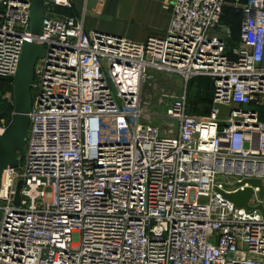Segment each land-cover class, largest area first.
I'll return each instance as SVG.
<instances>
[{
    "label": "built area",
    "instance_id": "built-area-1",
    "mask_svg": "<svg viewBox=\"0 0 264 264\" xmlns=\"http://www.w3.org/2000/svg\"><path fill=\"white\" fill-rule=\"evenodd\" d=\"M225 4L168 0L164 34L137 42L54 16L70 0H42L32 35L30 0H0V79L11 86L25 41L43 48L23 164L0 175V264H264V215L221 194L250 187L247 205L264 207V0L230 3L236 37ZM151 71L209 77L208 114L185 111L184 89L145 110Z\"/></svg>",
    "mask_w": 264,
    "mask_h": 264
},
{
    "label": "water",
    "instance_id": "water-1",
    "mask_svg": "<svg viewBox=\"0 0 264 264\" xmlns=\"http://www.w3.org/2000/svg\"><path fill=\"white\" fill-rule=\"evenodd\" d=\"M43 18L42 0H30V22L29 32L37 35L41 20ZM42 46L32 40L25 41L21 47L16 70L11 79L12 110L7 124L0 134V175L4 168H18L24 160V138L28 127V111L31 104L30 88L33 81V66L37 58L42 57ZM248 183L257 186V196H263V186L261 181L256 178H244L240 183ZM21 180L16 182L14 203L18 199V191ZM250 187H243L232 193H222V196L229 200L236 207H244L247 211L252 209L259 210L264 215V207L261 203L255 206L247 205L251 195Z\"/></svg>",
    "mask_w": 264,
    "mask_h": 264
},
{
    "label": "crops",
    "instance_id": "crops-1",
    "mask_svg": "<svg viewBox=\"0 0 264 264\" xmlns=\"http://www.w3.org/2000/svg\"><path fill=\"white\" fill-rule=\"evenodd\" d=\"M167 1L70 0V7L55 6L53 14L60 18H80L85 32L95 30L121 36L128 40L143 42L147 37H161L164 34L170 20ZM232 1L226 0L221 13V15L225 14V10L228 9L230 13L225 16L230 20L233 18V13H236L230 6ZM230 20L226 24L230 25Z\"/></svg>",
    "mask_w": 264,
    "mask_h": 264
},
{
    "label": "rangeland",
    "instance_id": "rangeland-1",
    "mask_svg": "<svg viewBox=\"0 0 264 264\" xmlns=\"http://www.w3.org/2000/svg\"><path fill=\"white\" fill-rule=\"evenodd\" d=\"M37 60L35 61V63ZM198 79H192L189 84H187L186 92L187 96H197V94H192L193 91L197 90L193 88L194 82ZM185 90V85L183 80L177 74L151 71L150 77L146 78L142 85L141 99L143 101V106L147 111H163L167 106H169L174 97L178 96L181 91ZM195 89V90H194ZM34 90L30 88V97L32 98ZM211 105V104H210ZM220 116L227 114V109L223 106H219ZM197 113L203 114L204 111L201 108L196 110ZM198 116H206L199 115ZM44 199L48 201L50 199V189L45 188Z\"/></svg>",
    "mask_w": 264,
    "mask_h": 264
},
{
    "label": "trees",
    "instance_id": "trees-1",
    "mask_svg": "<svg viewBox=\"0 0 264 264\" xmlns=\"http://www.w3.org/2000/svg\"><path fill=\"white\" fill-rule=\"evenodd\" d=\"M230 13L227 9L225 14L221 15V22H229L230 19L226 18V14ZM238 17L239 13H233V18L230 20L231 24L229 25L232 31L233 37H236L237 27H238ZM228 24V23H227ZM198 79L194 82L193 88L197 89L193 91L190 95L197 94V96H187L186 88L187 84L192 79ZM8 92L11 98V86L10 79H0V115L4 116L6 119H9L12 106L8 104V101L3 97L4 93ZM212 98V82L207 76H194L189 78L185 83V111L191 114H199L196 112L198 108L203 109L204 113L199 115H207L210 109Z\"/></svg>",
    "mask_w": 264,
    "mask_h": 264
},
{
    "label": "bare ground",
    "instance_id": "bare-ground-1",
    "mask_svg": "<svg viewBox=\"0 0 264 264\" xmlns=\"http://www.w3.org/2000/svg\"><path fill=\"white\" fill-rule=\"evenodd\" d=\"M115 134V122L113 119H108L101 128V138L112 140Z\"/></svg>",
    "mask_w": 264,
    "mask_h": 264
}]
</instances>
